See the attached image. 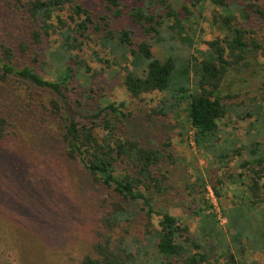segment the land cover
<instances>
[{
	"label": "trees",
	"instance_id": "obj_1",
	"mask_svg": "<svg viewBox=\"0 0 264 264\" xmlns=\"http://www.w3.org/2000/svg\"><path fill=\"white\" fill-rule=\"evenodd\" d=\"M81 1L84 3L0 0V195H7L6 187L17 178L29 192L31 175H35L30 171L36 163L50 164L48 172L52 176L47 178L46 173L44 178L57 186L68 184L73 176L69 171L77 166L84 188L94 193L95 200L93 194L88 195L99 214L97 229L90 233L88 252L79 264H219L214 252L222 243L215 212L193 210L200 225L196 237L180 218L155 208L158 197L168 191L164 166L174 163L170 144L155 142L159 136L149 138L143 131H131L133 127L127 124L130 115L121 110L123 104L108 103L86 120H76L73 115L81 102L70 98L71 90H78L75 86L82 77L95 78L106 63L107 69L114 66L132 99L140 100L142 95L154 92L163 94L160 105L147 112L144 125L149 129L164 134L162 120L158 127L153 120L169 119L168 113L183 110L195 144L203 146L213 162L227 165L234 158L232 152L239 157L246 152L248 158L239 167L261 178V144L254 139L249 146L240 145L229 153L219 143L218 123L229 116V107L232 111L237 105H228L225 100L233 101L238 96L222 94L226 75L248 67L247 59L257 54L264 59V39L255 37V28L264 24V0H210L209 7L216 12L211 10L208 26H213L216 34L213 31V37L206 41L207 54L200 59L183 56L184 50L175 48L174 40L180 46L186 44V49L193 47L192 38L184 36L183 19L190 8H198L207 0H187L189 6L181 5L178 12L166 0ZM124 14L133 27L151 38L155 36L156 45H166L163 58L153 54L149 41H134L132 28L120 27L119 19ZM165 22L168 34L162 37ZM52 37L55 42L51 44ZM55 44L56 49L48 52ZM91 45L108 49L107 57L103 60ZM45 58L55 70L57 66L59 73L54 80L39 73ZM92 62L100 65L99 72L92 68ZM245 115L251 117L250 113ZM259 121L262 130L264 116ZM39 146L44 152L54 147L58 155L40 158L35 153ZM239 177H246L245 172ZM255 186L252 192L259 190ZM43 187L46 193L38 192L24 204L36 206L43 202L42 196L54 193L49 183ZM212 189L216 193L215 186ZM258 200L245 203L254 208ZM137 206L139 210L134 208ZM246 206L233 210L229 221L239 237H245L252 249L264 255V216L252 218ZM23 210L36 234H44L50 227L48 243L58 248L66 246V223L53 211L45 206L40 215L33 209ZM153 216L159 217L157 226L152 224ZM226 259L223 264H235L232 254Z\"/></svg>",
	"mask_w": 264,
	"mask_h": 264
},
{
	"label": "rangeland",
	"instance_id": "obj_2",
	"mask_svg": "<svg viewBox=\"0 0 264 264\" xmlns=\"http://www.w3.org/2000/svg\"><path fill=\"white\" fill-rule=\"evenodd\" d=\"M166 4L177 12L181 9L179 8L181 5L189 6L187 0H166ZM209 6L210 0H207L198 8H190V13L188 15L186 13V17L183 19L186 32L184 36L185 34L190 36L194 44L191 49H186V44L180 46L175 39L174 46L182 48L185 57L196 56L200 59L207 54L206 41L213 37V31L216 34L215 28L208 26L211 10L212 13L216 12ZM126 15L124 14L119 19L120 27L132 28L135 32L134 41H149L153 54L158 58H163L166 45L164 47L162 42L161 45H156L155 36L151 38V36L143 34L138 27H133L131 19ZM0 20H3L2 14H0ZM168 23L170 24L171 21ZM167 29L165 22L161 33L162 37L167 36ZM255 30V37L264 39V24ZM7 38L10 39V35H7ZM52 42H55V37L51 38V44ZM57 45L50 46L48 52L55 50ZM90 48H95L94 50L101 53L103 60L107 57L108 49L104 50L96 45H91ZM84 57L87 61L92 60L90 57ZM45 60V65L40 66L39 73L45 79L54 80L59 73L57 66L55 70V65L48 61L49 58H45ZM247 61L248 67L233 69L226 75L221 85L223 95L238 96L233 101L225 100L228 105L233 103L237 105L233 106L232 111L229 107V116L218 123L219 143L226 146L229 153L231 150L236 151L240 145L249 146L254 139L261 144L260 151L263 153L262 150H264V129L261 130V123L258 122L259 117L264 116V59L257 54L255 58H249ZM107 65L106 63L102 71L99 72L100 65L92 62V68L99 74L93 79L89 75L82 77L75 86L78 90H71L73 96L70 98H78L81 102L80 108L76 110L73 117L76 120L84 121L88 115L96 113L99 107H104L108 103L123 104L121 110L130 115L127 124L129 127H133L131 131L137 133L143 131L149 138L159 136L154 138L155 142L163 140L170 144L174 163L168 162L164 166V171L168 173V191L158 197L155 208L157 210L161 208L171 216L180 218L189 227L190 233L196 237L200 235V225L198 218L192 213L193 210L201 208L205 212H215L217 231L222 243L214 252V257L220 259L219 264H223L227 260V254L233 255L235 264H264V255L252 249L245 237H239L237 231L232 227L233 223L229 221L230 213L240 208V205L246 206L248 204L245 203L246 200H258L259 198L261 201L258 200L260 202L258 205H254L253 208L248 204L249 206L246 207L249 210H246L252 218L256 219L258 215L261 218L264 216L262 212L264 211V196L262 195L264 170L262 177L259 178L251 171L246 172L241 169L240 163L248 158L246 152H242L240 157L232 152L234 158L227 165L213 162L214 160L206 153L205 148L195 144L194 133L189 128L183 110L177 109L168 113L169 119L153 120L154 123H157V127L162 120V128L166 130L164 134L161 135L158 129H149L144 125L145 117L147 112L160 105L163 94L154 92L142 95L140 100L132 99L122 87L121 79L116 75V67L107 69ZM246 113H250L251 117H247ZM33 139L31 137V140ZM40 148L39 146L36 148L37 152L35 151L40 155V158L58 155V151L54 147L46 148L45 152ZM216 151H220L219 146ZM64 165L66 166L65 163ZM49 170L48 162L42 165L38 163L33 165L30 172L35 175H31L29 192L23 189L22 179L17 178L11 181L8 188L6 182L4 183L7 195H0V264H79L82 257L88 252L87 249L91 243L90 233L97 229V218H99L98 207L88 195L91 191L87 192V189L84 188V180L79 179V175H77L79 167L76 166L74 171H69L73 176L68 184L59 186H57L58 183L47 181L44 178L46 173L48 174L47 178L52 176L49 175ZM242 172H245L246 177H239ZM64 173H68L67 169H64ZM47 183L50 184L54 193L42 196L43 202L36 206L33 203L32 205L24 204L28 203L27 200L32 201L38 192L46 193L43 184ZM202 183H204V187ZM212 185L215 186L216 193L212 189ZM255 185L259 187V190L252 192ZM91 194L94 199V193ZM200 198H203L204 202L199 201ZM44 206L66 223L65 236L68 243L64 248L51 246L48 243L52 231L50 227H48L50 230L44 231V234H36L37 231L31 218L23 210L24 207L33 209L36 215H40ZM210 206L211 208H209ZM134 208L139 210L138 206ZM158 220V216H153L152 224L157 226ZM235 242L238 244L236 247L234 246ZM203 244L202 240L201 245Z\"/></svg>",
	"mask_w": 264,
	"mask_h": 264
}]
</instances>
